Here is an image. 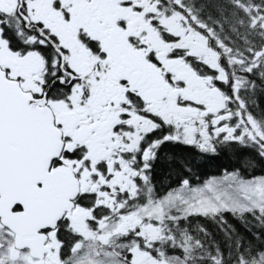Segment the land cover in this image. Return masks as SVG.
Listing matches in <instances>:
<instances>
[{"label": "snow or ice", "instance_id": "1", "mask_svg": "<svg viewBox=\"0 0 264 264\" xmlns=\"http://www.w3.org/2000/svg\"><path fill=\"white\" fill-rule=\"evenodd\" d=\"M0 264H264V0H0Z\"/></svg>", "mask_w": 264, "mask_h": 264}, {"label": "trees", "instance_id": "2", "mask_svg": "<svg viewBox=\"0 0 264 264\" xmlns=\"http://www.w3.org/2000/svg\"><path fill=\"white\" fill-rule=\"evenodd\" d=\"M206 174H207V175H213V174H215V172H213V171H211V170H206Z\"/></svg>", "mask_w": 264, "mask_h": 264}]
</instances>
